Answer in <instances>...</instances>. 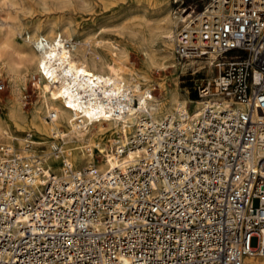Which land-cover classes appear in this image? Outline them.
Instances as JSON below:
<instances>
[{"label": "built area", "instance_id": "obj_1", "mask_svg": "<svg viewBox=\"0 0 264 264\" xmlns=\"http://www.w3.org/2000/svg\"><path fill=\"white\" fill-rule=\"evenodd\" d=\"M185 7L173 55L216 71L198 114L113 134L104 170L73 166L62 143L47 169L32 131L0 145V264H264V0Z\"/></svg>", "mask_w": 264, "mask_h": 264}, {"label": "bare ground", "instance_id": "obj_2", "mask_svg": "<svg viewBox=\"0 0 264 264\" xmlns=\"http://www.w3.org/2000/svg\"><path fill=\"white\" fill-rule=\"evenodd\" d=\"M185 12L182 8L178 16L181 21L187 16ZM170 15L165 14L162 22L154 26L167 44L172 39L171 25L175 20ZM66 28L49 26L47 32L28 33L27 41L33 43L30 46L25 43L12 46L7 39L0 41V63L9 72H14V65L25 64V69H31L38 76L39 93V105L28 114L23 112L17 98L6 100L7 110L0 115V145L16 147V141L22 143L23 136L12 131H32L40 143L47 142L43 139L51 135L60 139L73 166L80 168L93 163L99 170H104L118 160L107 154V142L113 134L126 137L143 122L142 118L150 117L156 121L176 109L198 114L200 99L193 101L180 97L174 88H160L161 96L154 97L151 92L154 87L147 86L149 76L132 66L123 45L107 40L102 44L103 49L87 50L70 38L69 28ZM145 57L149 67L164 64V55L158 58L145 51ZM142 82L147 85L141 87ZM41 109L52 112V117L49 120L42 117ZM48 145L44 163L47 169L58 171L61 163L51 153V148L59 143L50 140ZM257 153L263 154L264 148L259 147ZM134 154L129 151L126 157ZM261 239L264 243V232ZM254 261L263 263L264 256L256 257Z\"/></svg>", "mask_w": 264, "mask_h": 264}, {"label": "rangeland", "instance_id": "obj_3", "mask_svg": "<svg viewBox=\"0 0 264 264\" xmlns=\"http://www.w3.org/2000/svg\"><path fill=\"white\" fill-rule=\"evenodd\" d=\"M194 1L0 0V41L7 39L12 46H19L21 43L30 46L33 43L31 40L27 41L26 36L28 33L31 34L33 31L35 33H38V31L47 32L49 26L58 27L63 25L67 27L66 29L69 28L70 38L74 39V42L78 41L77 45H81L87 50L103 49L102 44H105L107 40L123 45L132 66L139 73L149 76L148 85L142 82L141 87L146 85L154 87L152 89L154 97L161 96L160 88L166 90L174 88L180 97L194 101L198 99V85L206 79L212 78L216 73L214 67L208 62L192 59L179 61L173 55V37L176 29L181 24L178 17L181 14L180 9ZM185 8L187 12L188 8ZM167 13L171 14L173 20L175 19L171 25L173 36L169 40V44L159 34V30L154 28L158 22H162L164 15ZM146 24L149 26L147 27ZM152 28L153 30L149 31ZM133 31L135 35L132 36ZM156 32L158 33L156 34ZM151 37L153 42L150 40ZM145 51L158 58L164 55V64L161 66H147ZM26 67L25 64L18 63L14 65V72H9L0 63V71L7 78L6 87L0 98V115H3L7 110V99L17 98L23 112L26 114L39 105L38 76L35 72H31V69H25ZM28 67L31 68L30 65ZM40 114L42 117L45 116V111L41 109ZM12 132L23 136L25 131ZM34 138L38 140L36 135H34ZM43 140L47 141L42 143L43 152L49 150L48 143L50 140L61 144L60 139L51 135L46 136ZM0 144H2L1 137ZM15 144L18 147L22 143L16 141Z\"/></svg>", "mask_w": 264, "mask_h": 264}]
</instances>
